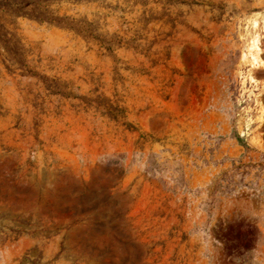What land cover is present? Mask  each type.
I'll list each match as a JSON object with an SVG mask.
<instances>
[{
	"label": "rangeland",
	"instance_id": "374dc122",
	"mask_svg": "<svg viewBox=\"0 0 264 264\" xmlns=\"http://www.w3.org/2000/svg\"><path fill=\"white\" fill-rule=\"evenodd\" d=\"M263 63L264 0H0V264H264Z\"/></svg>",
	"mask_w": 264,
	"mask_h": 264
},
{
	"label": "bare ground",
	"instance_id": "6f19581e",
	"mask_svg": "<svg viewBox=\"0 0 264 264\" xmlns=\"http://www.w3.org/2000/svg\"><path fill=\"white\" fill-rule=\"evenodd\" d=\"M255 38V37H254ZM250 45V44H249ZM250 50L252 52L251 56H252V64L256 66V64L260 63V56H259V52H260V47H259V41L258 38L254 39L250 45ZM264 64V63H263ZM251 79L253 80V77H251Z\"/></svg>",
	"mask_w": 264,
	"mask_h": 264
}]
</instances>
